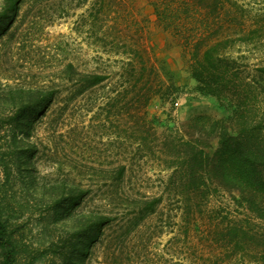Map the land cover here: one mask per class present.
I'll return each instance as SVG.
<instances>
[{
	"label": "rangeland",
	"instance_id": "obj_1",
	"mask_svg": "<svg viewBox=\"0 0 264 264\" xmlns=\"http://www.w3.org/2000/svg\"><path fill=\"white\" fill-rule=\"evenodd\" d=\"M10 3L0 0V216L13 264H264V218L234 174L209 172L228 109L190 67L194 43L225 41L264 124V0Z\"/></svg>",
	"mask_w": 264,
	"mask_h": 264
},
{
	"label": "trees",
	"instance_id": "obj_2",
	"mask_svg": "<svg viewBox=\"0 0 264 264\" xmlns=\"http://www.w3.org/2000/svg\"><path fill=\"white\" fill-rule=\"evenodd\" d=\"M17 3L18 0H11L10 7L15 8ZM159 15L162 16V13ZM224 17L222 15L219 17L221 21L213 24L218 27ZM0 19V28H5L8 20L7 12L0 14ZM211 28L212 26L210 30ZM225 45V41L221 39L206 42L200 40L190 48V67L198 81V89L204 94L216 96L228 109L227 115L215 122L221 123L217 152L219 162L216 165L218 169H212L209 172L216 175L218 171H221L225 178L234 174L233 176L245 192L244 197L248 202L247 208L250 214L257 218H264V169L261 168L264 163L261 157L264 152V124L262 121L253 123L247 109L249 102L258 105L259 93L247 81L242 65L237 62L236 57L228 53ZM142 64L145 67L147 63ZM257 70L261 76H264V65ZM104 79L103 74L93 75L94 84ZM38 105L42 106L44 103L36 106ZM237 160L241 162L240 165ZM205 171L206 169L201 174L203 183L207 178L204 175ZM205 192L204 188L201 189V193ZM247 228L240 225L238 229L245 231ZM0 248L2 264H13L17 255V244L1 216Z\"/></svg>",
	"mask_w": 264,
	"mask_h": 264
}]
</instances>
